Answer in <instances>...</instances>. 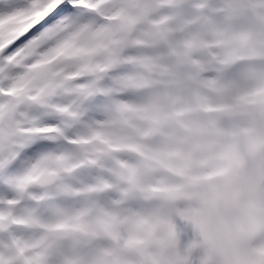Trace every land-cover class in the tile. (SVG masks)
Segmentation results:
<instances>
[{
    "label": "snow or ice",
    "instance_id": "obj_1",
    "mask_svg": "<svg viewBox=\"0 0 264 264\" xmlns=\"http://www.w3.org/2000/svg\"><path fill=\"white\" fill-rule=\"evenodd\" d=\"M0 264H264V0H0Z\"/></svg>",
    "mask_w": 264,
    "mask_h": 264
}]
</instances>
